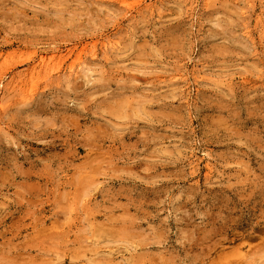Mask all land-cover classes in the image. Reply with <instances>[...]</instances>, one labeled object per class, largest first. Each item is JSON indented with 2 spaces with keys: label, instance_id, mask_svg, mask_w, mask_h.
Returning <instances> with one entry per match:
<instances>
[{
  "label": "rangeland",
  "instance_id": "1",
  "mask_svg": "<svg viewBox=\"0 0 264 264\" xmlns=\"http://www.w3.org/2000/svg\"><path fill=\"white\" fill-rule=\"evenodd\" d=\"M0 264H264V0H0Z\"/></svg>",
  "mask_w": 264,
  "mask_h": 264
},
{
  "label": "bare ground",
  "instance_id": "2",
  "mask_svg": "<svg viewBox=\"0 0 264 264\" xmlns=\"http://www.w3.org/2000/svg\"><path fill=\"white\" fill-rule=\"evenodd\" d=\"M131 3H133V5H134V4H137L136 1H135V2H132V1H131ZM44 60H45V57L42 56L41 61H44ZM73 68H74V67H73ZM87 70L89 71V73L91 72V73L93 74V71H91V69H89V68L87 69V68H86V71H87ZM71 71H73V70L70 68V72H71ZM75 71H76V70H75ZM75 71H73L72 73H74ZM77 72H78V71H76L75 73H77ZM79 72H80V71H79ZM91 73H90V74H91ZM77 74H78V73H77ZM71 75H72V74H71ZM73 75H74V74H73Z\"/></svg>",
  "mask_w": 264,
  "mask_h": 264
}]
</instances>
